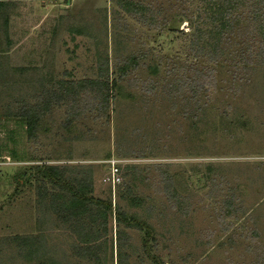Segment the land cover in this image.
Returning a JSON list of instances; mask_svg holds the SVG:
<instances>
[{"label":"rangeland","instance_id":"obj_1","mask_svg":"<svg viewBox=\"0 0 264 264\" xmlns=\"http://www.w3.org/2000/svg\"><path fill=\"white\" fill-rule=\"evenodd\" d=\"M133 1L148 14L120 0H0V264H117L118 207L153 226L147 245L160 264H264V33L249 27L254 10L241 5L213 46L198 34L210 25L203 0ZM100 71L117 83L108 102L79 82ZM28 102H49L32 134L14 114ZM37 163L89 181V194L111 202L107 229L68 216L52 195L65 188L38 179ZM96 229L98 241L76 232ZM125 229L127 263L152 264L143 230ZM40 232L31 254L22 237Z\"/></svg>","mask_w":264,"mask_h":264},{"label":"trees","instance_id":"obj_2","mask_svg":"<svg viewBox=\"0 0 264 264\" xmlns=\"http://www.w3.org/2000/svg\"><path fill=\"white\" fill-rule=\"evenodd\" d=\"M248 0H203V4L205 8L208 9L207 18L208 20H204L205 23H209L207 25L204 32L200 30L198 34L201 36H206L207 43L209 45L217 46L218 42H220L223 36L233 29L234 23L239 16V9L241 5H249V8H253L254 13L250 20L249 27H256L260 32L264 33V20H260L259 16L263 9L262 2L264 0H254V2L250 5L248 4ZM3 2H0L2 4ZM119 5L123 7V9L127 12L134 13L135 15H139L142 17L145 13L150 10L146 5L135 2L133 0H120ZM152 12V11H151ZM201 16V14L199 13ZM198 31V30H197ZM197 33V32H196ZM134 59V56H131L129 59ZM130 65V64H129ZM129 65H125L121 68L120 76H123L127 73ZM132 66H137V62H132ZM107 72V69H105ZM104 72H99V77L93 78H82L79 80L81 85H85L87 81L92 83L93 85H97V87L102 88L103 90V98L104 101L108 102L109 97L112 96L111 92L114 90L116 86V80L113 79L110 82L109 78H103ZM63 80L61 83L64 91L61 96L66 93L65 91L69 89L70 86H66L67 82ZM49 107V102H37V103H25L22 104L18 112H14V114H18L21 119L26 124L27 131L32 134L34 129L37 126V122L41 119L40 111L45 112ZM11 113V112H8ZM31 167L36 172V177L38 179H48L54 184H59L65 191L63 193H52L53 197L61 195V200L63 201V207L68 211V216L72 215L75 217V220L80 221L84 216L90 215L92 216V220L95 221L97 218H102L104 229H107L105 222L108 220L109 215L112 213V205L111 202L100 197L93 196L90 193L91 187L89 181L78 180L77 182H67V179L64 178L63 171L58 168L57 165L50 163H37L31 165ZM20 179V178H19ZM44 195H41L39 198L40 201L43 200ZM115 219L117 221V264H128L126 260V249L125 242L126 237L128 235V231L125 227H133L143 230V242H144V251L148 254L149 258L152 261V264H160L157 261V258L154 254H151L150 249H148V242L153 238L154 228L152 225L147 223L144 220L136 216H129L124 210L118 207L115 210ZM82 223V221H81ZM118 223H124V227L118 225ZM97 229L94 230L95 234L91 230L90 232L86 231L85 234L88 235V238L84 236L82 232L76 231L79 238H82V242H86L89 240L98 241L99 234L97 233ZM43 234L40 233H30L26 236L22 237V240L30 243V252L34 254L38 252L37 244L40 242L39 238L42 237ZM95 237V238H93Z\"/></svg>","mask_w":264,"mask_h":264}]
</instances>
